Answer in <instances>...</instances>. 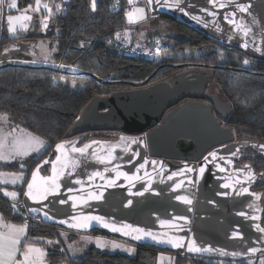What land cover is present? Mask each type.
I'll return each mask as SVG.
<instances>
[{"label": "water", "instance_id": "obj_1", "mask_svg": "<svg viewBox=\"0 0 264 264\" xmlns=\"http://www.w3.org/2000/svg\"><path fill=\"white\" fill-rule=\"evenodd\" d=\"M145 3L150 15L171 16L214 41L264 54V0H233L226 8H214L208 0H180V8L184 11L173 6L175 0H159V3L152 4L145 0ZM236 4H246L249 9L247 12H239ZM1 11L2 5L0 28ZM211 11L217 14L210 15ZM232 12H236V16L233 17L235 25L224 18L226 14ZM236 25H243L250 31L245 35ZM208 78V73L197 74L192 79H186L177 73L171 75L168 81L161 80L142 87L91 96L77 116L80 119L76 118L71 128L76 131L114 129L122 133L113 139L95 137L80 142L82 135L79 134L55 142L50 153L31 169L24 184L21 205L25 211L44 223H56L66 229L86 232L95 228L102 229L136 243L150 244L162 249H183L187 253L210 258L237 260L253 257L264 251V233L256 229L257 224L264 228L261 224L262 191L252 189L261 172H256L247 162H238L244 153L243 148L250 147L264 153L258 147L264 143L233 139L231 129L222 125L213 115L212 106L203 101L205 97L210 98L221 116L229 113V106L221 101L217 94L208 95L204 92ZM183 96L187 98L177 103ZM120 136L129 138L128 151H124L125 145L120 142ZM132 139H139L142 143H131ZM61 141L75 142L77 148H82L86 144L91 147L83 155L73 153L69 147L68 158L79 161L74 170L71 168L63 170L60 162H57V173L64 171V175L58 176L60 190L55 196H49L48 200L42 202L48 205L44 211L55 217L54 220H49L45 219L43 211H31L33 208H41L42 204L24 193L28 190V182L33 181V172L37 171V165L44 160H48L49 163L42 164L41 167L48 165V171L43 173L40 167L34 183L37 186L50 183L48 178L54 174L51 162L56 160L55 146ZM93 141L97 143L92 144ZM115 145H118L113 153L115 159L111 163L98 162L96 157L106 156L111 146ZM213 151H217L218 157L207 165L203 176L198 172H192L168 179L173 172L179 173L185 163L198 169L204 163L203 157ZM232 152H236V155L231 156ZM220 157L224 159L221 160ZM229 159L231 163L227 162ZM145 160L149 163L137 173V168ZM152 161L158 163L153 165ZM159 162H163V171ZM117 165L119 166L117 171L129 175L136 174L140 178L129 182L121 175L114 186H107L106 181L116 177V171L112 169ZM245 165L251 166L256 175L255 180L249 182L246 179L247 169L243 172L238 171ZM105 167L109 171L105 172ZM69 171L71 175H68ZM97 171L103 174L104 179L96 176L89 180V176ZM189 177L197 182L188 183ZM181 180L184 181L183 186L176 188L175 185ZM226 183L231 187H223ZM245 187L249 189V193L238 195L237 193ZM145 188L149 190L145 191ZM89 193H102V198L88 199ZM250 193L259 194V198ZM177 196H187L192 203L186 204L177 200ZM84 199H87L86 204L82 202ZM60 200H66L67 203L61 204ZM129 201L132 203L129 204ZM73 203L76 207H73ZM82 215L101 216L108 222H115L117 226L130 224L134 228L150 229L161 240L158 242L150 237L135 240L132 236L113 232L96 222H92L86 228L69 227V223L74 222L71 220L72 217ZM179 217H186L187 220L178 219ZM63 220H67L68 223L58 222ZM160 221L170 223L162 225ZM235 231L241 234L242 239L233 238L232 233ZM179 237L185 238L182 248H175L166 242L169 238ZM190 240H195L196 244L203 248L222 249L226 254H221L220 251L189 252L187 243ZM251 247L257 248L258 251L254 254L248 252Z\"/></svg>", "mask_w": 264, "mask_h": 264}, {"label": "trees", "instance_id": "obj_2", "mask_svg": "<svg viewBox=\"0 0 264 264\" xmlns=\"http://www.w3.org/2000/svg\"><path fill=\"white\" fill-rule=\"evenodd\" d=\"M28 3L29 0H18L17 9ZM126 14L124 8L112 11L109 0H97L95 11L91 9V0H68L67 5L47 21L45 30H39V23L35 20L30 29L10 34L4 21L1 22L0 115L6 114L13 130L37 134L48 145L41 154H32L23 161H0V170L25 172L23 183L17 186V198L10 199L0 192V214L5 220L19 224L28 218L26 241L54 240L57 228L66 229L26 214L21 205V195L31 169L50 153L53 144L79 134L71 126L93 95H107L114 90L168 81L171 75L181 70L196 68L209 74L206 90L217 94L229 106V113L221 123L231 129L233 139L264 143V54L214 41L167 15H156L166 25L156 33L148 30L138 41L135 34L127 32ZM118 29L126 30L131 41L144 42L158 37L164 48L151 58L123 53L114 42ZM48 38L55 45L53 59L57 66L16 61L18 51L15 43L28 44ZM82 41L86 42L83 47ZM5 48L9 49L7 53ZM61 65L76 67L77 70L71 71ZM87 139L89 137L82 138L80 142ZM243 150L242 161L261 172L254 187L262 191L261 224L264 227V153L250 147ZM41 171L46 173L48 165H44ZM91 231L126 239L102 229ZM134 243L132 254L103 251L91 244L81 258H72L55 245L47 248V258L51 264H157L158 253L165 251L174 256L175 264L250 262L246 258H210L190 254L183 249H162Z\"/></svg>", "mask_w": 264, "mask_h": 264}, {"label": "snow or ice", "instance_id": "obj_3", "mask_svg": "<svg viewBox=\"0 0 264 264\" xmlns=\"http://www.w3.org/2000/svg\"><path fill=\"white\" fill-rule=\"evenodd\" d=\"M153 2L159 3V0H148L149 4H152ZM208 2H209V4H212L214 8H217V7L218 8H226L228 6V4L233 2V0H226V2H221V0H208ZM3 3H4V0H0V5H2ZM129 3H132V0H129ZM39 5H40V0H36V7L33 8L32 5H29L28 8L25 9V12H27L29 9H31L32 11H39L40 10ZM96 6H97V0H91L92 11L96 10ZM173 6L180 8V0H175V4ZM9 7L16 8L17 7L16 0H12ZM235 7H236L237 11H239V12H247L249 9V6L246 4H236ZM44 8L46 10H49L47 4L44 5ZM59 10H60V8H59V6H57V11H59ZM180 11H184V9L180 8ZM203 11H209V10L203 9ZM49 12H50V10H49ZM134 14H138V15L134 16ZM185 14H187V13H185ZM209 14L215 16L217 13L215 11H211V12H209ZM126 15L129 18V22H133L134 19L135 20L145 19L144 9H142V8H136V9H134V12H129ZM235 16H236V12H232L231 14H226L224 18L226 20H228V22L230 24L235 25L236 22L233 19V17H235ZM7 19L9 21L8 31L15 33L17 29L15 26H13V21L31 20V17L27 16V15L15 16V17L14 16H8ZM47 19L48 18L45 17L44 20H42V24H43L44 28H47V23H46ZM194 19H195V17H194ZM20 27L22 29H26L27 25L21 24ZM236 27L241 28L244 31L245 35H247V33L250 31V29L245 28L243 25H236ZM117 38H119V33H117ZM85 43H86L85 41H82L81 46L83 47ZM244 47L246 48L247 44H245ZM54 50L55 49H52L51 51H54ZM4 51H5V53H7L9 51V49L5 48ZM156 51L157 52L160 51L159 46H157ZM45 58H47V56ZM244 63L247 64L248 61L245 60ZM61 67H65V65H61ZM73 86L75 87V85H73ZM0 119H6V114L0 115ZM79 119H80V117H77V120H79ZM10 135H11V133L0 136V149H3L5 142L7 140V136H10ZM128 140H129V138H127L125 136H120V142L125 145L124 151L129 150ZM96 143H97L96 141L92 142V144H96ZM131 143H142V141L139 139H132ZM25 144H26V147H24ZM33 145H35V146L33 147ZM47 146L48 145L46 144L45 141H43L39 137L31 136V134H28L27 141H24L19 137H14L12 142H11V145H10V147L13 149L11 156L6 157L3 154H0V159H7V158L15 159L16 156H26L31 151H34L38 154H41V150L46 149ZM117 146L118 145L111 146V148L107 152L106 156H104V157L97 156L96 159L98 160V162H100V163H111L112 160L115 159V157L113 156V153H114L115 148ZM69 147L71 148V151L73 153H79V154L83 155L91 147V145L86 144L82 148H77V147H75V142L61 141L60 143H57L55 146L56 160L51 162L54 174L52 177L48 178L50 183H47L45 185H40V186H37L34 183L36 175H37V171H39L41 165L49 163L48 160H44L41 162V164L37 165V171L33 172V181L28 182V185H27L28 190L24 193V195L28 196L30 199L37 201L38 203L42 204L41 208H33V209H31V211H33V212L43 211V215H44L45 219H49V220L55 219V217L50 216L47 211H44V209H46L48 207V205L43 204L42 202L48 200L49 196H55L60 190L61 185L58 183V176L64 175V171L57 173V171H56L57 162H60V167L63 170H67L69 168L74 170V168L79 163V161H74V160H71L68 158L67 154H68ZM258 147L261 149V151H264V144L258 145ZM238 151H239V149H237V152ZM93 155H95V153H93ZM235 155H236V152L231 153V156H235ZM210 157H211V159H209ZM217 157H218L217 151L210 152L208 154V156L203 157L204 163L201 164L198 169L195 166H191V165L185 163L184 167L179 170V173L173 172L168 177V179H172L173 177H175L177 175H183L185 173H192V172H198L200 176H203L207 165L209 163L214 162L217 159ZM220 159L223 160L224 158L220 157ZM227 162L231 163V160L229 159ZM148 163L149 162L147 160H145L144 163L140 164L136 170L137 173H139L140 169H143L145 167V165ZM151 163L153 165H155L158 162L152 161ZM159 163H160L161 171H163V168H164L163 162H159ZM20 167L23 169L24 165L21 164ZM118 167L119 166L117 165L112 169V171H116V177L114 179H108L106 181L107 186H114L116 184V180H118L121 175L124 176V178L126 180H128L129 182L140 178L136 174L129 175L126 172H119V171H117ZM217 167H219V165H217ZM245 169H247L246 179L249 182L255 180L256 175L252 171L250 165H245L243 168L238 169V171L243 172ZM220 170L224 171L223 168H220ZM104 171L107 172V171H109V169L107 167H105ZM13 175L15 177L11 181V183H13V184L16 183L17 179H19V180L24 179L23 172H20L18 174H13ZM68 175H71V171L68 172ZM145 175H147V173H145ZM96 176H99L101 179H104L103 174L97 171V172H94L92 174V176H89V180H92ZM76 182L80 183V181H76ZM196 182L197 181L191 179V177L188 178V183L195 184ZM237 182H239V181H237ZM183 183H184V181L181 180L179 183H177L175 185V187L180 188L183 186ZM223 187L228 188V187H231V185L226 183L223 185ZM149 188H150V184H149ZM149 188H145V191H148ZM0 191H3L5 196L11 197L13 199L16 198L18 195V193L8 192L6 189H0ZM69 191H72V189H69ZM243 193H249V189L246 187L242 188L241 192H239L237 194L240 195ZM223 194L226 195L227 193H223ZM250 194L253 196H257V198H259V194H256V193H250ZM101 198H102V193H100V194L89 193V195H88V199L99 200ZM69 199H75V198L69 197ZM176 199L181 200L186 204L192 203L191 199L187 196H177ZM82 202L86 204L87 199H84ZM59 203L65 204V203H67V201L66 200H60ZM128 203L131 204L132 201H129ZM13 207H15V205H13ZM73 207H76L75 203H73ZM240 215H246V214L240 213ZM178 219H182L185 221L187 220L186 217H179ZM71 220L74 221L73 223H69V227H72V228H86V227H89L92 222H96L98 224H101L105 228H109L113 232H122V234L125 236H132V238L135 240H141L145 237H150L151 239L157 240L158 242H160V240H161V238L157 234L153 233L150 229L146 230L144 228H139V227L134 228L130 224H122L120 226H117L115 222H108L104 217H101V216H92V215H86V216L82 215L80 217L74 216L71 218ZM58 222L62 223V224L68 223L67 220L58 221ZM0 223H2V217H0ZM160 223L163 225V224L170 223V222L160 221ZM5 226L9 228V232L7 233V235L0 233V264H43V259H42L43 255H44L43 250L40 248H36L31 244H26L23 246L24 247V250L22 252L23 259L22 260L16 259V253L20 251V247H19L21 244L20 237L25 234L26 229H27V224L25 223L24 225H21V226H15V225H5ZM256 229H257V231L264 233V228L260 227V225H258V224L256 225ZM134 233H135V235H133ZM232 236L234 239H236V238L242 239V236L238 231L233 232ZM184 239H185L184 237H179L176 239L169 238L166 242L171 243L172 246L175 248H182V247H184ZM49 243H52V242L49 241ZM97 244L101 248L107 246V244L105 242H101L99 240L97 241ZM111 246L113 248L120 247V245L116 244L115 242H112ZM128 250L132 251V249H128ZM187 250L189 252H192V253L220 251L221 254H226V253H224V251L222 249L217 250V249H213L211 247H207V248L200 247L196 244L195 240H190L187 243ZM257 251H258V249L255 247H251L248 249V252L253 253V254L256 253ZM232 255H238V253H232ZM249 264H251V262H249ZM261 264H264V257L261 258Z\"/></svg>", "mask_w": 264, "mask_h": 264}, {"label": "rangeland", "instance_id": "obj_4", "mask_svg": "<svg viewBox=\"0 0 264 264\" xmlns=\"http://www.w3.org/2000/svg\"><path fill=\"white\" fill-rule=\"evenodd\" d=\"M144 1L142 0L140 3H138L136 5V8L144 9L145 19L135 20L133 22H129V18L126 15L127 22H128L127 32L128 33H134L135 37L138 41L142 40L144 33L148 32V30L153 31L155 28L158 29L157 27H159L163 23H166L165 21H162L161 18H159L155 15H150L148 8H147V4ZM133 12H134V10H133ZM135 15H138V14H134V16ZM39 20H41V19H39ZM33 21H35V20H33ZM142 21H144V22H142ZM21 22H22V24H26V25L28 23L27 20L26 21L22 20ZM136 22H139L141 24H135ZM46 23H47V20H46ZM154 23H158V24H154ZM137 25L139 28H143V29H141L137 32V30H138V28L136 27ZM42 29L43 30L46 29L43 27V24L39 25V30H42ZM52 49H55V45L51 41V39H49V38L45 41H34L32 43L28 42V44L18 42V43H15V50L18 51V53H17V57H18L17 59L18 60H16V61H23V62H27L30 64H35V65H49V66L55 67V66H57V62L53 59V54L55 53V50L51 51ZM46 56H47V58H45ZM14 61L15 60H12V62H14ZM64 68H67L71 71L77 70L76 67H72V66H65ZM8 133H11V135L7 136V140H6L5 144L12 142L14 137H19L22 140L27 141L28 134H31V136H33V137H39L40 139L45 141L47 144V141L45 139H43L41 136L34 134L32 132H26V134L24 133L22 136L16 135V134H18V131H15L12 129V126L6 117V119H0V136L6 135ZM116 137H112L110 139H113ZM34 146L35 145H33V147ZM24 147H26V144L24 145ZM7 149L9 151H11V154H12L13 149L11 147H8ZM3 151L5 152V154H7V150L5 149V146L3 147V149H0V154H3ZM42 151H43V149L41 150V152ZM34 153H35L34 151H31L26 156H16V158L14 160L23 161L25 158H27L28 156H30ZM11 154H10V156H11ZM20 172H23V175L25 174L24 171L0 170V184H1L0 189H6L8 192L18 193L17 186L22 184L24 179L23 180L17 179L15 184L11 183V181L15 178L13 174H18ZM24 178H25V176H24ZM259 190H261V189H259ZM0 192L2 193V195H4L3 191H0ZM6 197H8V196H6ZM8 198L13 199L11 197H8ZM1 217H2V215H1ZM2 218L4 219V217H2ZM56 230H57V234H56V238L54 240L43 239V240H39V243L35 242V244L45 246L46 250L48 247L51 248L55 245H59V248L62 250L64 249L65 252H67V254L72 258H81L85 252V249L91 244L95 245L96 247H98L100 250H103V251H116V250L120 251L121 250V251L131 252L128 249H132L135 247L134 241L132 242L130 240L118 238V237H115L113 235H109L106 233L92 232V231L86 232V231H77V230H68V229L66 230V229H61V228H57ZM98 240L101 242H105L107 244V246L103 247V248L99 247L97 244ZM49 241H51L52 243H49ZM112 242H115L116 244L120 245V247L113 248L111 246ZM262 257H264V251L260 252L256 256L247 257L246 259L250 262H255L257 264L258 263L261 264V258ZM162 258L163 259H161L160 262H157L158 264H175L174 263V256L171 254L168 257L169 258L168 260L164 259V258H167L166 255H164ZM54 264H56V263H54ZM60 264H63V263L60 262Z\"/></svg>", "mask_w": 264, "mask_h": 264}, {"label": "crops", "instance_id": "obj_5", "mask_svg": "<svg viewBox=\"0 0 264 264\" xmlns=\"http://www.w3.org/2000/svg\"><path fill=\"white\" fill-rule=\"evenodd\" d=\"M62 1L63 0H40V5H39V11H32L31 9H29L27 12H25V9L28 8L29 5H32L33 8L36 7V0H29V3L25 6H21L17 9L16 8H11L9 7V5L11 4L12 0H4V3L2 4V11H1V22L4 21V24H5V27L9 28V21H8V16H22V15H27V16H30L31 17V20H27L28 23H27V28L26 29H22L20 27V25L22 24L21 21H13V26L16 27V32L15 33H12V32H9L10 34H16V33H20V32H24L25 30H28L31 28L32 24L35 22L33 20H37V23L39 22V25L42 24V20H44L45 17H47V21L52 18L53 16L57 15L61 8H62ZM136 2V5L138 3H140L142 0H134ZM144 1V0H143ZM17 2V6H18V0H16ZM145 2V1H144ZM47 4L48 5V9L50 10H46L44 8V5ZM136 5L135 7L133 8V10L136 8ZM57 6H59L60 10L57 11ZM133 10L131 12H133ZM38 17V18H37ZM41 19V20H39ZM41 21V22H40ZM135 21V19H134ZM145 21V20H144ZM142 21V22H144ZM135 24H141L139 22H136ZM154 24H158V23H154ZM160 25V24H159ZM166 25V23H163L162 25H160L158 27V29H154L153 31L156 33L159 29L162 28V26ZM138 28L137 32L143 28H139L138 25L136 26ZM157 27V26H156ZM134 34V33H133ZM144 36V35H143ZM136 39V37H135ZM26 134V132L24 131H19L18 134L16 135H23V134ZM3 136V135H2ZM11 145V142H9L8 144H5V149L7 150V154H5V152L3 151V154L6 156V157H10V154H11V151H9L7 148L10 147ZM36 154V152L34 153ZM13 161L14 159H11V158H7V159H0V161ZM25 176V175H24ZM15 199V198H14ZM1 217V215H0ZM25 223H22V224H19V223H13V222H10V221H7L5 219L2 218V223H0V233H3L5 235H7V233L9 232V228L6 227L5 225H15V226H21V225H24ZM26 237H27V229H26V232L23 236L20 237V240H21V244H20V251L16 253V259L17 260H22L23 259V255H22V252L24 250V245L26 244H31L33 245L34 247L36 248H40L43 250L44 252V255L42 257L43 259V264H51L48 259H47V253L48 251L46 250V247L45 246H41V245H38V244H35L33 242H29V241H26ZM119 251V250H118ZM121 251V250H120ZM134 251V248H132V253ZM121 252H124V253H127V254H132L131 252H126V251H121ZM166 255L167 258H164L165 260H168L169 258V253L167 252H159L158 255H157V262H160L161 259H163L162 257ZM56 264H60V263H56ZM158 264V263H157Z\"/></svg>", "mask_w": 264, "mask_h": 264}, {"label": "built area", "instance_id": "obj_6", "mask_svg": "<svg viewBox=\"0 0 264 264\" xmlns=\"http://www.w3.org/2000/svg\"><path fill=\"white\" fill-rule=\"evenodd\" d=\"M67 1L68 0L62 1V7L67 5ZM109 2L112 11L124 8L127 13L131 12L136 5L134 0H132V3H129V0H109ZM117 33H119V38H117ZM114 42L123 53L149 58L155 57L164 48V43L158 37H153V39L144 42L131 41L129 35L124 29H118L115 32ZM157 46H159V52L156 51ZM25 223H29L28 218L25 219Z\"/></svg>", "mask_w": 264, "mask_h": 264}, {"label": "flooded vegetation", "instance_id": "obj_7", "mask_svg": "<svg viewBox=\"0 0 264 264\" xmlns=\"http://www.w3.org/2000/svg\"><path fill=\"white\" fill-rule=\"evenodd\" d=\"M182 77L186 78V79H192L194 78L197 74L199 75H205L204 72L202 71H198L196 68H187L185 70H181V72H178ZM177 74V73H175ZM170 79V78H169ZM207 89V82L204 88V92L207 93L208 95H214V93L209 92L206 90ZM187 97L183 96L180 99L177 100V103H180L181 101L185 100ZM221 100V99H220ZM203 101L205 103H208L212 106V113L213 115L220 121V123L222 122V119L225 118L226 116H221L217 109L214 107V104L212 102V100L208 97L203 98ZM222 101V100H221ZM224 102V101H223ZM167 109H165L166 111ZM222 124V123H221ZM223 125V124H222ZM225 126V125H224ZM80 135H82V138L85 137H89V138H95V137H99V138H112V137H116L117 135H119L120 133H122V131L120 130H114V129H101V130H90V129H81V131L78 132ZM78 134V135H79ZM242 151L244 152L243 155L240 157V159L238 160L239 163H245V161H242V158L245 154V150L242 149ZM252 189H255L254 187H252ZM26 214H28L26 212ZM71 230V229H70Z\"/></svg>", "mask_w": 264, "mask_h": 264}]
</instances>
